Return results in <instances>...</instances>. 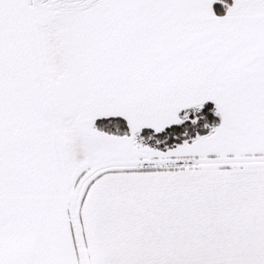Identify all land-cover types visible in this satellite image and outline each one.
<instances>
[{"label": "snow or ice", "instance_id": "1", "mask_svg": "<svg viewBox=\"0 0 264 264\" xmlns=\"http://www.w3.org/2000/svg\"><path fill=\"white\" fill-rule=\"evenodd\" d=\"M0 264H264V0H0Z\"/></svg>", "mask_w": 264, "mask_h": 264}]
</instances>
